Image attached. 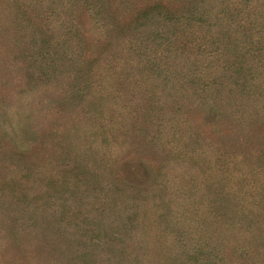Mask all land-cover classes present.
Wrapping results in <instances>:
<instances>
[{
	"label": "rangeland",
	"instance_id": "374dc122",
	"mask_svg": "<svg viewBox=\"0 0 264 264\" xmlns=\"http://www.w3.org/2000/svg\"><path fill=\"white\" fill-rule=\"evenodd\" d=\"M0 264H264V0H0Z\"/></svg>",
	"mask_w": 264,
	"mask_h": 264
}]
</instances>
